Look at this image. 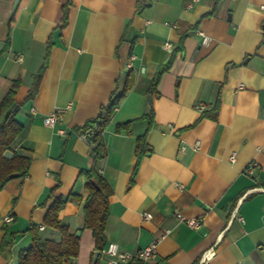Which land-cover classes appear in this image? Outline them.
<instances>
[{
    "label": "crops",
    "instance_id": "1",
    "mask_svg": "<svg viewBox=\"0 0 264 264\" xmlns=\"http://www.w3.org/2000/svg\"><path fill=\"white\" fill-rule=\"evenodd\" d=\"M141 1L17 0L12 13L15 0H0V101L15 88L11 111L19 106L12 114L22 129L11 148L29 158L27 174L0 190V243H8L0 264H17L32 226L41 238L59 239L43 226L53 201L45 198L56 186L55 197L71 198L58 218L79 239L72 263L92 264L82 174L92 167L110 191L97 264L106 263L109 243L134 254L154 239L155 255L130 264H264V0H202L191 8L190 0L139 8ZM127 71L131 87L103 132L106 155L95 162L77 130L121 90ZM38 74L35 95L25 100ZM197 104L203 111L218 104L216 119L202 117ZM56 109L61 120L44 126ZM150 111L148 151L137 161ZM186 219L201 224L190 229Z\"/></svg>",
    "mask_w": 264,
    "mask_h": 264
},
{
    "label": "trees",
    "instance_id": "2",
    "mask_svg": "<svg viewBox=\"0 0 264 264\" xmlns=\"http://www.w3.org/2000/svg\"><path fill=\"white\" fill-rule=\"evenodd\" d=\"M149 0H142L139 8L148 5ZM170 62L161 67L155 73L148 92L156 93V87L161 76L169 68ZM40 74H38L32 87L28 91L25 100L34 97ZM132 84L131 72L127 71L126 80L120 91L113 93L107 105L100 109L98 116L90 121H87L80 129L79 133L89 134L88 141L91 145V152L95 162L102 160L106 155V147L103 141V132L107 128L109 121L117 108L120 100L125 96ZM16 86V85H15ZM15 95V88L9 90L5 97L0 101V114L5 113L3 120L0 122V190L11 179L16 177H23L27 174L29 169V158L17 155L11 148V144L17 135L21 132V125L15 121L14 115L11 112L13 98ZM218 104H215L210 111H203L202 117H208L215 120L217 114ZM148 121V127L145 133L136 139L135 154L137 161L140 160L148 151L146 143V134L152 125V111L148 115L142 117ZM128 124L116 127V131L127 129ZM9 151L12 153L11 158H6L4 153ZM85 176L86 189L88 191L87 197L83 205V228L89 229L94 238V251L102 250L105 245L104 228L107 218L109 189L107 184L99 175L95 167L82 172ZM94 180L98 189H96L90 180ZM57 186L51 189L45 198V201L53 198L52 203L47 207L43 219V226L45 228L54 229L59 234V239L41 238L38 235V227L32 226L29 228L32 233L31 244L24 250L20 251L17 256V264H69L72 263L73 258L78 254L79 239L69 232L66 226L59 222V213L66 203L67 199L55 197L54 193ZM8 246L6 241L0 243V249ZM98 263V260H97ZM96 263V264H97Z\"/></svg>",
    "mask_w": 264,
    "mask_h": 264
},
{
    "label": "built area",
    "instance_id": "3",
    "mask_svg": "<svg viewBox=\"0 0 264 264\" xmlns=\"http://www.w3.org/2000/svg\"><path fill=\"white\" fill-rule=\"evenodd\" d=\"M201 1L202 0H190L189 3H187L186 7L191 8L193 5L198 4ZM197 34L201 38L202 45H206L209 42V37L205 35V33H203L200 30H197ZM195 108L199 111H203L205 109L204 105L202 104H197ZM32 112H34V109H32ZM62 113H63L62 109H56L50 112L49 114L45 115L42 118L43 125L46 127H53L57 122L61 120ZM59 132L63 134V131H59ZM81 136L88 139L90 135L81 133ZM229 159L231 162H234L235 155L232 154L229 157ZM254 166H255V163L250 164L246 168L245 172L247 174H251ZM142 217L143 219L147 220V219H150L151 216L148 213H143ZM177 217L179 218V220H182L180 215H177ZM12 220H13V217L10 215L3 217L4 222L8 223ZM184 223L190 229H197L201 224L200 220L198 219H186L184 220ZM39 229L42 230L44 229V227L39 226ZM157 243H158V239H154L150 245H148L147 247L143 249L138 250L134 254H128V253L122 252L118 249L115 243H109L104 249V254L107 257V261L105 264H130V263L137 262V261H140V262L147 261L148 259L152 258L155 255ZM211 255H213V251L212 249H209L208 251H206V253L202 255L200 260L204 261ZM69 264H73V263H69Z\"/></svg>",
    "mask_w": 264,
    "mask_h": 264
},
{
    "label": "water",
    "instance_id": "4",
    "mask_svg": "<svg viewBox=\"0 0 264 264\" xmlns=\"http://www.w3.org/2000/svg\"><path fill=\"white\" fill-rule=\"evenodd\" d=\"M16 5H17V0H15V2H14L13 8H12V13H13V11H14ZM147 100H148V101L150 100V96L147 97ZM18 108H19V106H18V105H15V106L13 107V109H12L11 112H12L13 114H15V113L17 112ZM4 156H5L6 158H11V157H12V153L9 152V151H6V152L4 153ZM14 176L16 177L17 175H14ZM90 183H91L96 189H98V187H97V185H96V183H95L94 180L91 179V180H90ZM76 235H78V234H76ZM99 254H100V253H99L98 251H94V252H93V256H92V264H96V263H97V260H98Z\"/></svg>",
    "mask_w": 264,
    "mask_h": 264
}]
</instances>
